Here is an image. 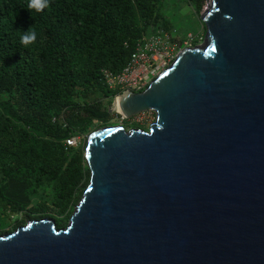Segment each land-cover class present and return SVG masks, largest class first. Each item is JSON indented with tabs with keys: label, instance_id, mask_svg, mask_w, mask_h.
Masks as SVG:
<instances>
[{
	"label": "water",
	"instance_id": "water-1",
	"mask_svg": "<svg viewBox=\"0 0 264 264\" xmlns=\"http://www.w3.org/2000/svg\"><path fill=\"white\" fill-rule=\"evenodd\" d=\"M200 19L201 45L113 100L153 113L148 131L90 133L67 225L0 236V264H264V0H208Z\"/></svg>",
	"mask_w": 264,
	"mask_h": 264
},
{
	"label": "trees",
	"instance_id": "trees-1",
	"mask_svg": "<svg viewBox=\"0 0 264 264\" xmlns=\"http://www.w3.org/2000/svg\"><path fill=\"white\" fill-rule=\"evenodd\" d=\"M184 1L196 15L207 0ZM170 2L48 0L36 12L29 0H0V236L30 220L67 225L89 184L87 137L120 117L109 111L122 91L104 73L121 74L150 44L176 42ZM30 27L37 39L25 47Z\"/></svg>",
	"mask_w": 264,
	"mask_h": 264
},
{
	"label": "rangeland",
	"instance_id": "rangeland-1",
	"mask_svg": "<svg viewBox=\"0 0 264 264\" xmlns=\"http://www.w3.org/2000/svg\"><path fill=\"white\" fill-rule=\"evenodd\" d=\"M170 1H171L170 2L171 6L169 8L170 11L168 9L167 11L169 14L172 13L177 18V21H175V26L177 28L176 31L178 34L175 37V40L176 42L179 43V40L183 39L182 36H185L186 39L183 43V47L182 46L180 47L176 42L174 44H167V43L162 44V46L165 48L164 51L168 53V54L166 53L164 54L167 65L161 68L158 72H156V75L158 73L160 74L162 71L167 69L173 63L176 56L179 54L180 49L192 48L201 45L205 35V31L203 30V24L200 22L201 20L200 16L207 8L208 0L206 1V4L202 7L200 14H196V15L190 6L188 4H185L184 0H170ZM192 41H195L196 44L195 45L192 44ZM157 48H159L158 44L153 45L152 47V49H157ZM153 121H154V116L148 113L141 116H136L129 120H125L120 116L119 118L115 117L113 126H123L126 130L129 131L132 129H138V128L130 127L129 126L130 124H138L139 126H144L145 128L148 129L150 125L153 123ZM76 144H78L77 140H76Z\"/></svg>",
	"mask_w": 264,
	"mask_h": 264
},
{
	"label": "built area",
	"instance_id": "built-area-1",
	"mask_svg": "<svg viewBox=\"0 0 264 264\" xmlns=\"http://www.w3.org/2000/svg\"><path fill=\"white\" fill-rule=\"evenodd\" d=\"M152 47L153 45H150V47L146 46L143 50L135 54L127 68L121 74L113 76L105 72L104 79L108 88L111 90L120 89L122 92L131 91L133 93L144 91L159 75V73L156 75V72L167 65L164 56L166 53V51H164L165 48L159 47L157 49H152ZM147 113L154 116L151 112H146L139 116ZM76 140L77 139H73L66 143L71 146L75 144Z\"/></svg>",
	"mask_w": 264,
	"mask_h": 264
},
{
	"label": "clouds",
	"instance_id": "clouds-1",
	"mask_svg": "<svg viewBox=\"0 0 264 264\" xmlns=\"http://www.w3.org/2000/svg\"><path fill=\"white\" fill-rule=\"evenodd\" d=\"M49 7L48 0H29L28 8L34 9L36 12H41L45 8ZM37 39V33L31 29V27L22 34L20 42L23 46L27 47L33 44Z\"/></svg>",
	"mask_w": 264,
	"mask_h": 264
}]
</instances>
